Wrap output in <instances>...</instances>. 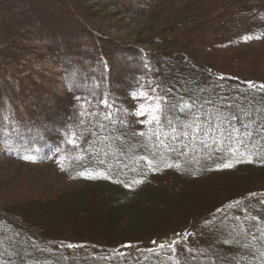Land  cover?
I'll list each match as a JSON object with an SVG mask.
<instances>
[{"label": "trees", "instance_id": "1", "mask_svg": "<svg viewBox=\"0 0 264 264\" xmlns=\"http://www.w3.org/2000/svg\"><path fill=\"white\" fill-rule=\"evenodd\" d=\"M189 8L179 9L174 25L146 16L150 25L145 21L139 35L166 42ZM249 13L264 18V0L223 15ZM210 43L223 56L227 48ZM140 56L137 71L160 94L158 121L136 128L133 116L100 92L103 74L90 75L100 91L73 97L66 110L72 156L62 169L76 187L0 207V264H264V83L170 49ZM183 105L189 107L181 111ZM192 113L203 129L211 125L208 135H182L193 130L184 127ZM6 227L18 236L13 252ZM175 236L182 243L172 252L166 240ZM150 241L159 249L126 252Z\"/></svg>", "mask_w": 264, "mask_h": 264}, {"label": "rangeland", "instance_id": "2", "mask_svg": "<svg viewBox=\"0 0 264 264\" xmlns=\"http://www.w3.org/2000/svg\"><path fill=\"white\" fill-rule=\"evenodd\" d=\"M248 1L254 0H0V207L76 187L62 169L72 156L65 144L72 139L66 110L73 97L101 89L133 116L136 128L150 119L148 106L155 107L160 94L137 71L141 52L179 51L215 70L264 83V18L223 15ZM187 5L186 23L174 27L166 42L154 41L155 33L139 35L150 25L146 16L157 14L174 25ZM152 23L161 27L158 20ZM211 41L227 48L223 56ZM97 72L103 74L100 89L90 83ZM3 236L13 252L15 230L6 227ZM166 241L172 252L182 243L176 236ZM140 243L145 247H126L129 256L157 246Z\"/></svg>", "mask_w": 264, "mask_h": 264}, {"label": "snow or ice", "instance_id": "3", "mask_svg": "<svg viewBox=\"0 0 264 264\" xmlns=\"http://www.w3.org/2000/svg\"><path fill=\"white\" fill-rule=\"evenodd\" d=\"M251 83H252V82H249V84H251ZM260 87H261V88H264V85H260ZM136 95H138V94L133 93L134 98L136 97ZM139 95H145V96H146L147 93H140ZM156 99L158 100V103L155 105V107L148 106V107L151 109V111L153 112V115L150 117L149 120L144 121V122H146V123H152V122H154V121H158V119H159V117H158L157 115H155V113L158 112V111H161V103H162V102H159L160 98H156ZM173 107H174V106H173ZM186 107H189V106H187V105H183V106H181V111H183ZM145 109H146V106H145V105H141V106H140V109H139V114H140V115H143ZM191 116H192V119H191L190 123L184 124V127H185V129L192 128L193 130H192L191 132L184 131V132L182 133V135H186V136H187V135L195 136L196 133H197V132H200V131H203V132H204V135H208L209 132L213 130V129L211 128V125H209V128H208V129H203V128H202L203 121H197V120L195 119V114H194V113H192ZM233 118H234V117H233ZM171 123H172V122L169 121V126H171ZM181 123L183 124L184 122H181ZM233 131H238V129H233ZM173 132H175V129H173ZM245 134H247V133H245ZM140 135H144V133H140ZM160 143L163 144V141H160ZM241 143H242V142H241ZM205 146H207V145L205 144ZM164 147L167 148V149L170 150V151L175 150L174 148H172L171 146L166 145V144L164 145ZM224 167H231V165H230V164H225ZM161 246H162V245H161ZM69 247H73V246H72V245H69Z\"/></svg>", "mask_w": 264, "mask_h": 264}, {"label": "bare ground", "instance_id": "4", "mask_svg": "<svg viewBox=\"0 0 264 264\" xmlns=\"http://www.w3.org/2000/svg\"><path fill=\"white\" fill-rule=\"evenodd\" d=\"M84 81V80H83ZM83 81H82V83H83ZM87 81H90L89 79H87ZM81 86H82V84H81Z\"/></svg>", "mask_w": 264, "mask_h": 264}]
</instances>
